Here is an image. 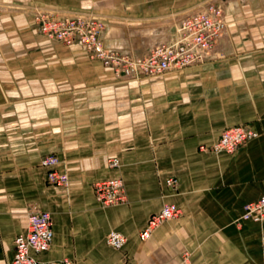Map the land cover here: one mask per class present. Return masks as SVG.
<instances>
[{
    "label": "crops",
    "instance_id": "1",
    "mask_svg": "<svg viewBox=\"0 0 264 264\" xmlns=\"http://www.w3.org/2000/svg\"><path fill=\"white\" fill-rule=\"evenodd\" d=\"M205 1L0 0V264H10L32 207L51 215L41 263L178 264L187 252L191 264H264L259 224L240 218L264 195V0H218L228 22L221 59L137 80L116 77L77 44L48 41L30 13L95 14L110 45L140 56L161 30L148 45L134 31ZM236 125L259 136L233 154L201 150ZM47 156L67 186L47 183ZM114 178L125 199L103 207L93 185ZM167 204L178 217L141 241ZM111 231L125 236L122 249L105 244Z\"/></svg>",
    "mask_w": 264,
    "mask_h": 264
},
{
    "label": "built area",
    "instance_id": "2",
    "mask_svg": "<svg viewBox=\"0 0 264 264\" xmlns=\"http://www.w3.org/2000/svg\"><path fill=\"white\" fill-rule=\"evenodd\" d=\"M225 14V8L219 2L205 3L195 11L182 15L172 28L164 29L163 35L153 40L142 55L134 56L125 47L106 43V24L95 14H58L39 8L31 11L33 24L41 36L64 47L79 45L88 58L101 61L104 67L112 69L116 77L126 80L161 76L216 61L215 50L225 30ZM257 137L258 133L247 125H236L225 128L213 145L201 150L213 154H233ZM42 164L49 168L46 175L49 185H68V175L55 169L59 164L55 156L43 158ZM107 167L117 168L116 161L109 160ZM165 184L176 188L178 180L169 178ZM93 190L103 207L121 204L125 199L123 182L119 178L95 183ZM178 215L179 209L175 205H164L149 218L139 233V239L147 240L162 223ZM240 218L259 224L260 242L264 249V195L247 203ZM52 239L51 215L36 207L30 208L26 233L16 237L10 264H71L67 260L41 263L37 259V255L50 246ZM125 243V236L116 231L109 232L105 237V244L114 250L122 249ZM178 264H191L189 253L184 252Z\"/></svg>",
    "mask_w": 264,
    "mask_h": 264
},
{
    "label": "rangeland",
    "instance_id": "3",
    "mask_svg": "<svg viewBox=\"0 0 264 264\" xmlns=\"http://www.w3.org/2000/svg\"><path fill=\"white\" fill-rule=\"evenodd\" d=\"M208 1H216V0H206L205 2H208ZM204 3V2H203ZM202 4V3H201ZM200 5V4H199ZM199 5H197V6H199ZM193 10V9H192ZM187 10H185V11H183V12H181V13H179V14H171L170 16H168V17H164V18H161V19H158V20H155V21H152L151 22V24H148V25H146V26H144L143 28H145L144 30H136V31H134L135 32V35H138V36H136V38L137 37H140V38H142V36H145L146 37V39L145 38H142V40L144 41V43L146 44V45H148V44H150V39L148 38V37H151V36H153V35H155V33L154 32H156V31H158V30H164V29H167V28H172L176 23H177V21L179 20V18L182 16L181 14L182 13H184V12H186ZM31 13V12H30ZM186 14V13H185ZM227 28H228V22H227V19H226V14H225V30H224V32H223V34H222V36H221V38H220V40H219V42H221L222 40H223V37H224V35H225V31L227 30ZM123 30H116V29H114L113 30V33H116L117 35H119V33L120 32H122ZM126 32V31H125ZM153 42V41H152ZM219 42H218V44H219ZM121 44H123V45H126V41H122V42H120ZM259 43V42H258ZM137 45V43L135 42V41H133L132 42V46H136ZM148 46H150V45H148ZM216 49H217V47H216ZM216 51V55H217V60L218 59H221V55L217 52V50H215ZM257 52H258V54H260L261 53V50H260V48H258L257 49ZM259 136V135H258ZM115 206V205H114ZM109 207H111V206H109Z\"/></svg>",
    "mask_w": 264,
    "mask_h": 264
},
{
    "label": "bare ground",
    "instance_id": "4",
    "mask_svg": "<svg viewBox=\"0 0 264 264\" xmlns=\"http://www.w3.org/2000/svg\"><path fill=\"white\" fill-rule=\"evenodd\" d=\"M217 2H218V0H216ZM223 1V0H222ZM225 1V2H224ZM223 2H221L222 4H224V3H232V2H234L233 0H224ZM208 2H211V1H208ZM208 2H204V3H202V4H200L199 6H197V7H195V8H193V10H191V11H189V12H193V11H195L197 8H199V7H201L202 5H204L205 3H208ZM221 4V5H222ZM188 12V13H189ZM163 31L164 30H161V32H160V37L163 35ZM106 40V43L107 44H110V43H108V40L107 39H105ZM119 46V45H118Z\"/></svg>",
    "mask_w": 264,
    "mask_h": 264
}]
</instances>
